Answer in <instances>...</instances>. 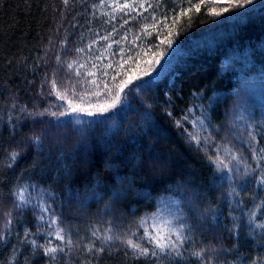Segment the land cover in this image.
Masks as SVG:
<instances>
[{"label":"trees","instance_id":"1","mask_svg":"<svg viewBox=\"0 0 264 264\" xmlns=\"http://www.w3.org/2000/svg\"><path fill=\"white\" fill-rule=\"evenodd\" d=\"M256 94L264 105V0H0V229L12 233L0 264L13 245L20 264H152L122 241L149 246L141 221L167 197L192 243L159 264H199L201 248L212 264H264V229L248 222L255 213L264 223V114L242 112ZM118 96L119 107L79 122L60 115L66 99ZM13 148L21 155L7 168ZM23 186L40 196L17 208ZM25 229L64 251L50 262L23 242ZM91 243L105 251L89 253Z\"/></svg>","mask_w":264,"mask_h":264},{"label":"snow or ice","instance_id":"2","mask_svg":"<svg viewBox=\"0 0 264 264\" xmlns=\"http://www.w3.org/2000/svg\"><path fill=\"white\" fill-rule=\"evenodd\" d=\"M64 2L67 3L68 0H64ZM235 3L238 7H244L246 6V4L251 3V0H235ZM225 11H227V9H225ZM104 39H106V37ZM168 46L169 47L171 46V41H168ZM89 47H91V45H89ZM80 51L83 50L81 49ZM157 63H159L158 60ZM113 79H115V77H113ZM129 82L130 79L128 81H125L123 84L119 85L120 91H123L124 87L127 86ZM52 83L53 85H55V81H53ZM51 94L52 93H50V95ZM60 98L62 99V97ZM13 107L15 108L16 105L13 104ZM24 110L25 109H20L21 112H23ZM67 114L68 113L66 112L60 113V115H67ZM52 115H56V113H52ZM169 115H171V113H169ZM185 119H187V117H185ZM200 122L203 123V121ZM192 123L195 124L196 120H193ZM192 139L195 140L197 144L200 143V141L195 136H192ZM31 142L39 145L40 138L32 137ZM217 152H219V148H217ZM225 152L231 156L232 160H238V157L232 154L231 150L228 149L227 147H225ZM20 155H21L20 151H17L16 148L11 149L7 153L8 163L6 164V167L12 168L16 164ZM210 159L212 158L210 157ZM232 160H230L228 163H225L224 159H222L219 155H216L215 159L213 160V163L221 171L226 170L227 172L230 173L233 171L232 167H230ZM237 171H239V169H237ZM245 171L247 172L248 169L246 168ZM251 171H255V169H251ZM227 178L231 179L230 176ZM259 183L264 184V170H262L259 175ZM27 191H28V186H23L13 193V195L17 197L18 200V202L15 204V207L19 208L22 205H27L31 202L30 199L27 198L25 195ZM49 211H50V206L41 207L42 213L46 214L49 213ZM3 215L7 217V220L5 222V228H10L12 222L11 210L4 212ZM169 215L171 218L168 219L160 218V221L154 225V227L158 229L155 235H149L147 230H145L144 239L147 241V244L149 246H143L141 243L135 242L134 239L132 238H128L122 241L128 248L132 250L137 260L140 259L149 260L151 258L152 264H159V261L162 258H166L169 254H173L180 259L184 258L183 250L185 249V244L188 243L189 246H191L192 243V238L190 236H187L185 233V224L187 223V221L183 219L182 212L179 211L170 212ZM39 219L43 221L45 219V216L42 214L40 215ZM58 219H59L58 217L52 216L50 218L49 226L51 227L52 225H56L58 223ZM255 220H256V215L255 213H253L249 217L248 222L250 224H253V227L255 229H264V223H254ZM147 222L148 221L146 220H142L140 226L143 227V225ZM107 232H111V228H109ZM63 233H64V229L57 227L54 235L57 239L64 240L65 236ZM11 235L12 233L10 231L6 232L0 229V246H7ZM33 235L34 234L31 233L28 229H25L23 234V242L28 245H31L33 251H35L36 248H42L43 255L49 257L50 262L57 259L56 253L58 251L60 252L64 251L63 248H59L58 246L52 247V246L38 244L36 239L30 238ZM131 235L134 236L135 233H132ZM92 236L97 237V239H102L105 243L111 242L114 238L113 235L110 234H105L103 237H100L98 236L97 231H93ZM71 243L72 241L69 239L68 244ZM11 250L13 253V258L11 259L10 264H20L21 248L13 245ZM94 250L97 253H103L105 251L104 247H96L94 243H91L87 246V251L89 253H92ZM205 253H206V249L201 248L198 251L192 252L191 255L195 258L197 262H199V264H212L210 257L205 259ZM125 254L127 255V253ZM22 260H23V264H28L26 256H24ZM252 264H257V261H253Z\"/></svg>","mask_w":264,"mask_h":264},{"label":"rangeland","instance_id":"3","mask_svg":"<svg viewBox=\"0 0 264 264\" xmlns=\"http://www.w3.org/2000/svg\"><path fill=\"white\" fill-rule=\"evenodd\" d=\"M66 100L68 105L63 112H66L68 114L62 115V117L74 119L75 121L79 122L85 119L86 117H88L89 115H94L96 112H100V111L104 112V111H110L112 109H116L123 103L124 98L122 96H118L116 100L104 102V103H78L70 99H66ZM257 106L261 108L262 114H264L263 100H261L259 98V95L256 94L250 101L246 102L242 106V112L245 113L247 116H250L254 114V109ZM256 118L257 117H255V119ZM25 195L31 201L29 204H33L36 201V199L40 196V193L38 191L28 188V191L25 193ZM16 201L18 202L17 197H16ZM177 211H178V202L175 198L167 197L163 199L159 205V208L146 219V221L148 222L145 224V227L147 229L148 234L155 235L158 229H156L154 225L160 221V218H164V219L171 218L169 213L177 212Z\"/></svg>","mask_w":264,"mask_h":264}]
</instances>
